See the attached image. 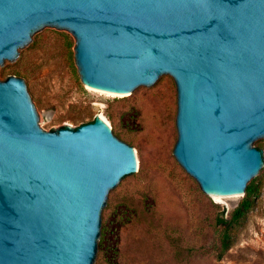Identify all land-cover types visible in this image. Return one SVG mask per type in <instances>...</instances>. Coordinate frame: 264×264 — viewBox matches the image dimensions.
Returning a JSON list of instances; mask_svg holds the SVG:
<instances>
[{
	"label": "water",
	"instance_id": "water-1",
	"mask_svg": "<svg viewBox=\"0 0 264 264\" xmlns=\"http://www.w3.org/2000/svg\"><path fill=\"white\" fill-rule=\"evenodd\" d=\"M77 38L81 78L139 96L173 78L174 156L210 197L264 174V0H0V264H101L106 218L139 158L98 118L47 132L3 67L48 30Z\"/></svg>",
	"mask_w": 264,
	"mask_h": 264
},
{
	"label": "rangeland",
	"instance_id": "rangeland-1",
	"mask_svg": "<svg viewBox=\"0 0 264 264\" xmlns=\"http://www.w3.org/2000/svg\"><path fill=\"white\" fill-rule=\"evenodd\" d=\"M77 42L49 29L3 67V81L14 76L28 84L47 132L75 130L102 116L139 158V177L122 186L106 218L101 264H264V174L230 249L217 259L215 219L229 217L244 196L216 201L175 159L174 79L137 97L100 94L81 78Z\"/></svg>",
	"mask_w": 264,
	"mask_h": 264
},
{
	"label": "trees",
	"instance_id": "trees-1",
	"mask_svg": "<svg viewBox=\"0 0 264 264\" xmlns=\"http://www.w3.org/2000/svg\"><path fill=\"white\" fill-rule=\"evenodd\" d=\"M257 149L262 150L260 146H257ZM258 190L259 188L255 181L250 180L247 185L244 197L240 200L238 205L230 213L229 217L226 218L224 217V215L216 217L215 224L216 226L220 227L218 233V251L216 254L217 259H221L224 256L225 252L230 249L235 238L234 230L245 218L247 212L252 207L253 200L256 197Z\"/></svg>",
	"mask_w": 264,
	"mask_h": 264
},
{
	"label": "bare ground",
	"instance_id": "bare-ground-1",
	"mask_svg": "<svg viewBox=\"0 0 264 264\" xmlns=\"http://www.w3.org/2000/svg\"><path fill=\"white\" fill-rule=\"evenodd\" d=\"M87 86L89 87V88H93V89H95L92 85H90V84H88L87 83ZM112 95V94H111ZM98 121L102 124V125H105L108 129L110 128V124L102 117V116H100L99 118H98ZM132 152L135 154V152H134V150L132 149ZM216 201H218V202H223L225 199L224 198H215V197H213Z\"/></svg>",
	"mask_w": 264,
	"mask_h": 264
}]
</instances>
